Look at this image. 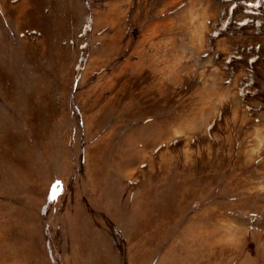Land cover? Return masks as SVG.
<instances>
[{
    "label": "rangeland",
    "instance_id": "rangeland-1",
    "mask_svg": "<svg viewBox=\"0 0 264 264\" xmlns=\"http://www.w3.org/2000/svg\"><path fill=\"white\" fill-rule=\"evenodd\" d=\"M0 264H264V0H0Z\"/></svg>",
    "mask_w": 264,
    "mask_h": 264
}]
</instances>
